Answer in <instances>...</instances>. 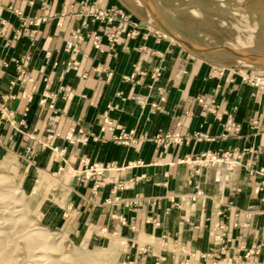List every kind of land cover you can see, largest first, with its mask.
<instances>
[{
	"label": "crops",
	"instance_id": "1",
	"mask_svg": "<svg viewBox=\"0 0 264 264\" xmlns=\"http://www.w3.org/2000/svg\"><path fill=\"white\" fill-rule=\"evenodd\" d=\"M80 1L0 0V107L5 106L14 121L0 122V155L4 151L5 158L22 160L30 180L27 190H35L43 174L53 177L56 204L70 210L64 223L88 228L90 237L98 230L132 239L179 236L196 250H209V232L231 224L238 210L255 212L259 227L264 190L256 191L263 177L255 172L264 168V90L244 82L237 68L191 53L170 37L147 35L146 29L137 38L122 40L114 50L116 56L109 54L105 39V52L84 42L76 56L79 71L65 73L72 58L65 43L80 25L67 7ZM87 1L101 8H123L162 31L158 17L154 15V21L152 11L143 9L140 0ZM34 18L45 21L37 27L23 24L24 19ZM26 56L30 59L25 68L33 84L18 81L16 61ZM156 68L161 74L153 79ZM83 72L87 77H82ZM133 74L134 81L126 80ZM47 79L56 94L59 86L74 91L68 101L58 95L52 100L60 115L55 128L63 136L54 145L66 148L64 157L40 144L50 127L51 112L39 103ZM33 85L37 92L29 103L22 93ZM9 96L16 98L7 100ZM137 98L146 104L140 105ZM105 115L117 132L135 131L138 141L123 145L112 132H101ZM71 128L83 130L88 143L69 145L64 136ZM165 132H178L188 143L158 147L153 138ZM206 152L228 153L232 169L221 165L195 172L185 161ZM85 158L112 169L99 178L72 176L82 169ZM197 191L201 196L193 211L191 197ZM191 215L204 223L199 232L183 223ZM43 217L50 220L44 212ZM58 220L63 221L60 209L54 210L49 222ZM208 222L210 229L203 226Z\"/></svg>",
	"mask_w": 264,
	"mask_h": 264
},
{
	"label": "rangeland",
	"instance_id": "2",
	"mask_svg": "<svg viewBox=\"0 0 264 264\" xmlns=\"http://www.w3.org/2000/svg\"><path fill=\"white\" fill-rule=\"evenodd\" d=\"M140 2L143 9L152 11L153 18L156 15L170 30L194 46L226 47L241 53L264 55V0H140ZM146 17L152 22L156 21L155 18L153 21L151 16ZM144 25L149 26L145 23ZM196 55L212 59L220 65L237 68L236 72L242 77L264 76V66L250 65L224 51ZM2 119L4 118H0L1 123ZM22 165L24 164L20 158H5L4 151L0 155V174L12 177L23 188L24 203L28 205L31 217L40 227L65 237L62 245L65 253L71 256L72 264H264V250H256L262 249L264 245L260 239V231L255 235L256 233L248 234L240 229L233 230L232 235L236 239L225 244L219 243L215 233L210 231L207 240V245L211 247L209 250H196L179 236L165 235L161 238L141 236L132 239L120 237L114 232L98 230L90 237L88 228L83 229L74 223L68 227L66 226L68 222L64 223L70 216V210L59 208L56 204L54 197L57 183L53 177L42 173L38 187L35 190H27V182L30 180ZM194 170L196 172L197 168L194 167ZM76 177L84 178L78 173ZM193 196L199 198L201 192L197 191ZM56 209L61 210V219L63 218L61 223L60 220L49 222ZM43 212L50 216L49 221L45 217L42 218ZM39 218L43 220L40 221ZM192 219L193 215L186 216L183 223L188 229L199 232L204 223L199 224ZM155 224L157 227L160 226L159 222ZM203 226L210 229L211 223ZM193 240L195 238L192 235L191 241ZM220 246L233 247L236 250H216ZM16 250L19 258H27L22 244Z\"/></svg>",
	"mask_w": 264,
	"mask_h": 264
},
{
	"label": "built area",
	"instance_id": "3",
	"mask_svg": "<svg viewBox=\"0 0 264 264\" xmlns=\"http://www.w3.org/2000/svg\"><path fill=\"white\" fill-rule=\"evenodd\" d=\"M68 14L71 13L75 17L79 18L80 25L76 29L72 31L71 38L66 41L65 43V52L71 55V60L67 62L65 67V73L71 71H79L80 69V61L76 58L81 52V45L84 42L90 41L92 46L95 50L99 52H105V48L103 45V40L105 39L108 44V50L111 51L109 54L112 56H116V52L114 51L115 48L120 45V42L123 40L128 41L134 38H137L142 30H147V35H154L157 39L167 38V36L156 30L150 26H145L140 20L135 19L129 12L120 8V7H112V8H101L95 4L89 3L87 0H82L76 4H71L67 7ZM19 16H23V13L19 10L15 11ZM65 15V14H64ZM45 18H34L32 20L24 19L23 24L37 27L39 26ZM98 25L99 29H93L94 26ZM102 31V32H101ZM30 57L26 56L16 61L17 71H18V81L19 82H28L33 84L34 78L28 76L27 70L25 68V64L29 61ZM4 67H8V62H3ZM96 70V69H95ZM161 74L160 68H156L153 71L152 78L157 79ZM82 77H87V73L83 72ZM136 74L131 75L130 77L126 78L128 81H134ZM244 82L258 86L260 89L264 90V76H243L242 77ZM45 90L42 93L39 103L42 106H48L51 114L49 115V125L50 127L46 130V140L40 142L42 147L48 148L52 150L57 156L64 157L66 154V148H60L54 145V141L59 139L62 136V133L55 128L56 124L58 123L60 115L55 108L54 103L52 100L58 95L63 100L68 101L74 96V91L69 86H59L57 90V94L50 90L51 80L47 79ZM15 83H13L14 85ZM37 92V88L35 85L32 86L30 91H24L22 93V98L25 99L27 102L33 101V95ZM15 96H9V99H15ZM137 102L140 105H145L146 100L143 98H137ZM212 109H210L211 111ZM0 114L2 118L7 119L10 124H14L12 120V113H9L5 106L0 107ZM112 132L113 139L116 142H119L123 145H130L135 144L138 140L135 137V131H125L120 130L116 131L114 127V122L105 115L104 124L101 127V132ZM66 142L69 145H73L75 143L87 144L89 141V137L84 134L83 130H75L71 128L66 135L64 136ZM96 141L99 138L94 137ZM153 142L158 147H169V146H182L188 143V140L184 138L178 132H165L156 135L153 138ZM229 154H224L223 156L219 155L218 153L206 152L202 153L201 155L195 157L194 159H187L185 160L188 164L193 167H196V172L204 168H218L221 165H226L227 170L232 169V163L229 158ZM82 170L79 172L72 173V176L82 175L86 179L98 178L103 176L106 171L111 170L112 168L109 165H102L99 163H92L89 159H82L81 160ZM256 174L263 177L261 184L258 186L256 191H263L264 190V168L255 172ZM251 174H253L251 172ZM99 186V183L96 182V188ZM119 189H123L124 185L120 184L118 186ZM198 196H192L191 201H193V211H194V204L197 201ZM173 201V200H172ZM137 204V201H135ZM257 216L255 212L251 211H242L238 210L234 214V221L227 225L222 226L217 229L215 233L216 240L221 243L225 244L227 242H234L236 239L233 237L232 232L233 230L240 229L248 234H255L256 232L260 231L261 236L260 238L263 240L264 244V215H261V222L259 223V227H257ZM156 225V224H155ZM157 225H159L157 223ZM255 235H258L257 233ZM241 239V238H240ZM216 250H236L233 247L226 248L225 246H220ZM253 250V249H252ZM256 250H264V245L262 249Z\"/></svg>",
	"mask_w": 264,
	"mask_h": 264
},
{
	"label": "bare ground",
	"instance_id": "4",
	"mask_svg": "<svg viewBox=\"0 0 264 264\" xmlns=\"http://www.w3.org/2000/svg\"><path fill=\"white\" fill-rule=\"evenodd\" d=\"M24 196L12 177L0 174V264H72L62 245L65 237L40 227ZM20 244L27 258H19Z\"/></svg>",
	"mask_w": 264,
	"mask_h": 264
},
{
	"label": "water",
	"instance_id": "5",
	"mask_svg": "<svg viewBox=\"0 0 264 264\" xmlns=\"http://www.w3.org/2000/svg\"><path fill=\"white\" fill-rule=\"evenodd\" d=\"M157 23L159 24L160 28L164 33H166L168 36H170L172 39H174L176 42H178L183 48L188 50L191 53L195 54H212L219 51H224L234 57L240 58L244 60L246 63L250 65H257V66H264V55L260 54H249V53H241L235 50H232L230 48L226 47H198L194 46L186 41H184L182 38H180L177 34H175L172 30H170L164 23H162L160 20L156 19Z\"/></svg>",
	"mask_w": 264,
	"mask_h": 264
}]
</instances>
